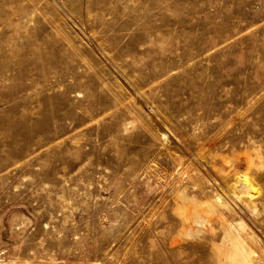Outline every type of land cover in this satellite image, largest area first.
Returning <instances> with one entry per match:
<instances>
[{
	"label": "rangeland",
	"instance_id": "rangeland-1",
	"mask_svg": "<svg viewBox=\"0 0 264 264\" xmlns=\"http://www.w3.org/2000/svg\"><path fill=\"white\" fill-rule=\"evenodd\" d=\"M0 264H264V0H0Z\"/></svg>",
	"mask_w": 264,
	"mask_h": 264
},
{
	"label": "bare ground",
	"instance_id": "bare-ground-1",
	"mask_svg": "<svg viewBox=\"0 0 264 264\" xmlns=\"http://www.w3.org/2000/svg\"><path fill=\"white\" fill-rule=\"evenodd\" d=\"M189 47V46H188Z\"/></svg>",
	"mask_w": 264,
	"mask_h": 264
}]
</instances>
